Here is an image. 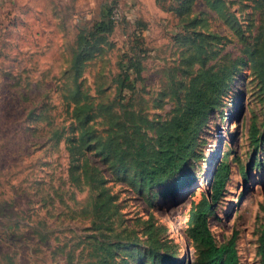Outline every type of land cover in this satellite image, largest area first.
<instances>
[{"label": "rangeland", "instance_id": "1", "mask_svg": "<svg viewBox=\"0 0 264 264\" xmlns=\"http://www.w3.org/2000/svg\"><path fill=\"white\" fill-rule=\"evenodd\" d=\"M83 1L78 6L82 13L67 28H30L25 38H18L16 29L5 36L0 30V264H89L100 259L104 241L133 232L142 236L150 214L165 226L161 236L175 247L176 264H194L197 249L187 234V217L202 197L210 199L221 161L229 165V175L208 215L209 229L217 243L236 231L239 264H260L264 84L250 68L241 69L220 107L209 115L198 140L199 157L171 181L185 178L188 183L173 192L166 187L141 191L89 151L114 197L110 218L102 220L93 208L96 191L89 180L72 181L68 145L75 89L87 97L85 112L94 110L91 122L102 134L109 126L104 122L109 107L117 114L131 112L124 116L127 120L137 114L163 120L187 80L191 56L182 43L191 32L185 27L191 17L169 10L180 7L179 0ZM243 3L248 4L229 0L228 6L249 36L259 18L248 15L251 9L242 8ZM113 6L121 9V20L112 22L109 31L93 30L95 22L111 20ZM193 11L202 14L198 30L218 34L206 42V66L243 53V41L217 11L203 0L193 3ZM91 47H100V53L84 61L80 71L78 57ZM198 67L199 62L193 64ZM252 121L261 138L257 146L251 141ZM131 248H118L115 264H150L146 244Z\"/></svg>", "mask_w": 264, "mask_h": 264}, {"label": "trees", "instance_id": "2", "mask_svg": "<svg viewBox=\"0 0 264 264\" xmlns=\"http://www.w3.org/2000/svg\"><path fill=\"white\" fill-rule=\"evenodd\" d=\"M179 1L180 7L169 10L175 11L176 15L183 19L191 17L185 26L190 27L191 32L182 42L187 45L186 49L191 56L186 60L187 80L182 83L181 92L175 94L176 104L166 118L154 120L137 114L134 119L127 120L124 116L131 112L117 114L109 107V114H106L104 119L109 126L105 134H102L91 122L94 110L85 112V108L89 106L86 104L87 97L82 99L83 92L79 88L75 89L74 96L78 98H74L72 107L75 122L71 130L72 139L68 145L72 162L70 178L75 183H80L83 179L89 180L90 189L96 191L93 208L102 220L110 218L114 197L87 152L98 156L115 175L137 183L141 191L166 187L173 192L182 183H188L184 181L185 178L182 179L184 182L172 184L171 181L181 177L186 168L199 157L198 140L208 117L220 107L241 69L250 68L259 82L264 84V0H241L248 3L241 4L242 8L251 9L247 14L257 13L259 18L256 31L249 36H244L246 29L243 28L240 17L229 9V0H203L220 14L233 33L244 43L243 53L230 58L225 56L218 63L209 66H206V57L203 56L208 50L206 42L218 34H206L197 29L202 27V14L193 11V3L196 0ZM111 26V20H99L94 23L92 29L100 33L109 31ZM79 35L81 37V32ZM101 40H105V37L101 36ZM88 50L87 54L78 57L79 70L84 61L100 53V47H91ZM197 62L199 67L193 69V64ZM128 78V75L125 76L120 83ZM250 136L254 146H257L261 138L257 134L254 121L250 125ZM97 172L98 175L95 174ZM228 175L229 165L223 161L219 162L212 178L210 199L202 197L188 214L187 234L197 249L194 264H239L237 232L233 231L227 240L217 243L207 221L208 215L212 213V205L221 194ZM164 229L165 226L156 223L150 214L144 221L142 236L145 238L133 232L132 235L120 237V240L104 241L100 259L89 264H115L113 258L118 248H133L141 243L147 246L145 255L150 264H176L175 247L168 244L166 239H162L161 232ZM257 242L260 264H264V223L260 225Z\"/></svg>", "mask_w": 264, "mask_h": 264}, {"label": "crops", "instance_id": "3", "mask_svg": "<svg viewBox=\"0 0 264 264\" xmlns=\"http://www.w3.org/2000/svg\"><path fill=\"white\" fill-rule=\"evenodd\" d=\"M83 3V0H0V30L5 31V36L16 29L17 37L25 38L26 29L30 28H67L68 23L71 26L77 21L75 17L82 13L78 6Z\"/></svg>", "mask_w": 264, "mask_h": 264}, {"label": "built area", "instance_id": "4", "mask_svg": "<svg viewBox=\"0 0 264 264\" xmlns=\"http://www.w3.org/2000/svg\"><path fill=\"white\" fill-rule=\"evenodd\" d=\"M122 18V11L118 6H113L110 11V19L117 24Z\"/></svg>", "mask_w": 264, "mask_h": 264}]
</instances>
